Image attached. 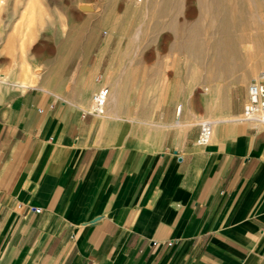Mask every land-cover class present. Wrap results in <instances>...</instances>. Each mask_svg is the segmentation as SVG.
Returning a JSON list of instances; mask_svg holds the SVG:
<instances>
[{"label": "crops", "instance_id": "1", "mask_svg": "<svg viewBox=\"0 0 264 264\" xmlns=\"http://www.w3.org/2000/svg\"><path fill=\"white\" fill-rule=\"evenodd\" d=\"M86 43L33 86L0 62L3 263L264 264V127L238 119L247 86L192 114L185 45L168 71L140 41ZM101 86L106 115L84 116Z\"/></svg>", "mask_w": 264, "mask_h": 264}, {"label": "rangeland", "instance_id": "2", "mask_svg": "<svg viewBox=\"0 0 264 264\" xmlns=\"http://www.w3.org/2000/svg\"><path fill=\"white\" fill-rule=\"evenodd\" d=\"M167 5L168 0H0V62L6 65L3 76L9 81L33 86L38 74L45 77L50 73L52 59L59 63L58 72L65 74L68 61L82 54L89 56V53H81L91 50L87 41L101 43L105 39H134L149 45L139 50L154 51L156 57H162L160 60L165 63V69L173 70L174 63L180 59L178 44L185 45V39H188L181 38V28L184 24H199L201 20L202 24L208 26L212 15L202 10L206 5H217L218 9H236L247 16V22L264 24V0H171L170 6ZM163 11H166L165 16ZM204 29L199 32L203 43L198 49L186 47L188 98L185 109L192 114L225 107L231 95L240 90L243 84L248 86L263 70V67L255 71L251 68L238 70L231 63L229 66L236 74L220 73L214 62L219 51L224 48L219 50L213 43L219 34L206 31L207 27ZM261 33H264V28L250 26L239 27L232 35L257 36ZM229 48L227 46L225 51ZM254 49L253 43L249 42L238 46L241 54ZM94 52L93 55L97 53V48ZM260 52L264 55V42L261 43ZM181 57L184 59V55ZM168 83V80H164L160 82V87L168 86ZM211 93L213 98L203 95ZM192 95L195 96L192 98ZM148 101L151 102L150 99ZM150 107H154L153 102ZM180 107L182 111L183 103L177 106V113ZM215 119L219 118L201 120ZM0 264H4L1 257Z\"/></svg>", "mask_w": 264, "mask_h": 264}, {"label": "bare ground", "instance_id": "3", "mask_svg": "<svg viewBox=\"0 0 264 264\" xmlns=\"http://www.w3.org/2000/svg\"><path fill=\"white\" fill-rule=\"evenodd\" d=\"M199 1H203V0H199ZM170 3H171V0H168V5H167L168 7L170 6ZM216 6L215 5H213V6L212 5L211 6L206 5V7L204 9L202 8L203 11L208 12V13H210V15H212V16H210L212 18L210 19L209 23L206 22V23H208V26H206L207 24H205V25L202 24V20L200 21L199 24L195 23V24L189 25V26L184 24V27L181 28V34H182L181 38H188V39H185V42L183 41L185 46L190 47L192 49H198L199 45L202 42V40L199 37V32L204 31L205 30L204 28L207 27L206 31L208 30L209 32L212 31L213 33L219 34V36H217L213 40L214 45L217 46L219 48V50L221 49V47L224 48V49H221V51H219L220 53H218V56H216L217 58L215 59L216 62H214L215 63L214 66L219 67V69L221 70L220 73H230L233 75L236 74V72H234L232 70V68L230 67L231 63L234 64L236 67H238V70H243V71L246 69L249 70L250 68H251V70L253 69V71H255L256 69H259V67H263V70L260 72L259 77L254 79L253 81H259V80L264 79V55L260 52L261 43L264 42V33H261L257 36H255L254 34H250L247 36L232 35V32L239 27L244 28V27H250V26H252V27L257 26L259 28V26H260V28H264L263 27L264 24L255 23V22L252 23L251 21L247 22V20H245V17H247V16H244L243 13H240V11H237L236 9L231 10L229 8L228 9L223 8L222 6H220V7H222L223 9L222 8L218 9V8H216ZM263 10H264V8H263ZM153 11H154V9H153ZM135 12H136V10H135ZM165 13H166V11H163L164 16H165ZM199 16H201V15H199ZM199 16H198V19H200ZM204 16L206 17V15H204ZM137 17H138V14H137ZM207 18H209L208 15H207ZM205 20H206V18H205ZM207 20H209V19H207ZM210 39H212V38H210ZM247 42L253 43V46L255 47V49L252 51H249V53H247V54H243V53L241 54V52L238 50V46L242 45V43H247ZM227 46H228V48L229 47L230 48L228 51H225V48ZM248 70H247V72H248ZM21 85L27 86L25 84H21ZM178 111L179 112L181 111V107L178 108Z\"/></svg>", "mask_w": 264, "mask_h": 264}, {"label": "built area", "instance_id": "4", "mask_svg": "<svg viewBox=\"0 0 264 264\" xmlns=\"http://www.w3.org/2000/svg\"><path fill=\"white\" fill-rule=\"evenodd\" d=\"M109 97V87L101 86L92 94L89 108L82 109L83 115H106ZM238 119L264 126V79L253 81L247 86V97L244 109ZM214 123L215 121L213 120H202L199 122V135L196 139L198 145H205L211 140L214 133ZM36 210L38 212L41 211L40 208H36ZM169 244L171 245L173 242Z\"/></svg>", "mask_w": 264, "mask_h": 264}]
</instances>
